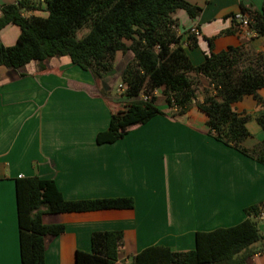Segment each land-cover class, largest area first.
<instances>
[{"label":"crops","instance_id":"obj_1","mask_svg":"<svg viewBox=\"0 0 264 264\" xmlns=\"http://www.w3.org/2000/svg\"><path fill=\"white\" fill-rule=\"evenodd\" d=\"M187 1L201 8L199 15L189 18L178 9L172 17L194 65L210 52V38L213 52L237 45L264 52V36L247 35L232 18L242 5L260 9L263 0ZM12 2L0 0V7ZM39 12L24 13L44 15ZM228 28L234 31L220 34ZM19 32L9 24L0 39L13 45ZM105 76L96 81L67 56L17 69L0 66V264H20L18 177L53 179L66 200L134 201L132 209L43 214L45 223L65 225L63 233L47 239L45 264H73L76 250H91V233L104 230L123 233L115 264H129L150 245L189 250L197 231L237 224L245 207L264 201V165L208 135L204 114L191 105L175 116L173 108L159 107L166 114L132 126L112 143L98 144L96 135L108 127L116 108ZM258 92L264 99V88ZM248 98L234 107L254 119L263 115L264 105ZM255 219L264 235V221ZM254 246L250 264H264V242Z\"/></svg>","mask_w":264,"mask_h":264},{"label":"trees","instance_id":"obj_2","mask_svg":"<svg viewBox=\"0 0 264 264\" xmlns=\"http://www.w3.org/2000/svg\"><path fill=\"white\" fill-rule=\"evenodd\" d=\"M42 4L46 15L24 13L42 10ZM178 9L195 18L201 8L187 0H14L0 7V31L15 24L20 32L13 45L6 46L0 39V66L17 69L30 61L42 65L49 58L67 56L102 81L113 70L116 54L130 52L132 57L121 72L123 95L143 100L135 103L139 108L124 113L115 108L108 127L96 135L98 144L112 143L132 126L166 114L156 104L158 89L165 95L166 107L175 108L172 115L183 114L196 96L191 75H202L210 89L196 108L204 114L206 133L264 165V139L251 147L243 144L251 136L246 125L252 115L234 107L245 97L264 105L258 92L264 88V53L243 58V45L213 52L210 38V52L194 65L175 30L178 21L172 13ZM240 11L248 17V29L264 36V0L258 10L242 5ZM82 29L86 31L79 35ZM233 31L228 28L220 34ZM189 45L194 46L195 40ZM255 120L264 129V114ZM15 197L20 264H45L47 239L65 231L63 223H45L43 214L134 206L132 197L66 200L53 179L38 176L16 178ZM263 211L264 201L247 206L245 218L237 224L197 231L192 249L150 245L133 255L129 264H250L257 252L254 245L264 242L255 219ZM122 238L120 230L92 232L91 250H76L73 264H115Z\"/></svg>","mask_w":264,"mask_h":264},{"label":"rangeland","instance_id":"obj_3","mask_svg":"<svg viewBox=\"0 0 264 264\" xmlns=\"http://www.w3.org/2000/svg\"><path fill=\"white\" fill-rule=\"evenodd\" d=\"M38 1V0H36ZM45 9V4H42V10H40L41 12H39V14H46V12L44 11ZM86 30L82 29L79 31V35L84 33ZM127 43H129V41H126ZM245 52L246 54L243 56V58H248L251 57L252 54H255V51H252L250 48L245 47ZM264 53V52H263ZM130 56V52H125V53H121L118 52L117 56L115 57V61L113 64V70L111 72H109L108 74H106L105 76V80H106V86H110V94L114 95V98L112 99V103L115 104L114 106L119 107L122 111V113L126 112V111H130L132 109H136L139 108V104H135L138 103V101L141 99L143 100V98L140 96L137 99H127L124 95H123V90H124V85L121 84V72L122 69L124 68V64L126 59H128V57ZM194 80H195V85H196V96L193 99V101L190 103V105L192 107H196V104L202 102L203 97L205 95V91L206 89H210L209 83H208V79L205 77V80H201V76L202 75H196L195 73H193L191 75ZM104 80V81H105ZM156 96H157V100H156V104L158 105V107L161 108H165L166 107V103H165V95L162 93L161 89H158L156 91ZM139 99V100H138ZM250 99V98H248ZM246 101V100H244ZM175 110L171 109L170 112L174 113ZM247 128L251 133V136L248 137L245 141H244V145L245 146H252L253 144L261 141L264 139V129L257 123V121L252 118L248 123H247Z\"/></svg>","mask_w":264,"mask_h":264},{"label":"built area","instance_id":"obj_4","mask_svg":"<svg viewBox=\"0 0 264 264\" xmlns=\"http://www.w3.org/2000/svg\"><path fill=\"white\" fill-rule=\"evenodd\" d=\"M232 18L234 21H236V23H238V26L242 28L247 35L251 33V30L248 29L249 20L245 14H243L241 11H238L232 15ZM259 219L264 221V211L259 215Z\"/></svg>","mask_w":264,"mask_h":264}]
</instances>
